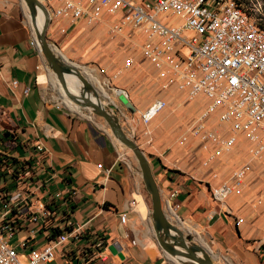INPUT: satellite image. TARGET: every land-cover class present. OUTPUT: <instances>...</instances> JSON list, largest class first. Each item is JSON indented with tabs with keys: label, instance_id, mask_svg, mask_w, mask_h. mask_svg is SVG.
Returning <instances> with one entry per match:
<instances>
[{
	"label": "crops",
	"instance_id": "obj_1",
	"mask_svg": "<svg viewBox=\"0 0 264 264\" xmlns=\"http://www.w3.org/2000/svg\"><path fill=\"white\" fill-rule=\"evenodd\" d=\"M25 8L22 0H0V129L13 133L16 147L8 152L14 156L24 157L20 146L23 142H40L48 150L45 172L40 175L42 200L57 209L55 223L62 228L85 227L78 243L64 247L65 252L74 254L72 258L67 260L57 253L50 264H169L168 260L180 264L166 255L155 239L150 196L139 167L107 131L78 113L84 108L76 104L78 109L70 108L55 87L50 69L32 44L36 25L31 24L28 10L26 21ZM115 19L116 16L105 13L98 23L87 25L84 21L53 18L47 39L56 43L70 33L73 41L82 37L93 44L91 38L100 37L116 45L102 47L104 55H110L111 49L118 55L115 59L108 56L97 69L103 77L109 76V83L112 81L111 96L103 87L99 90L94 85L99 83L92 72L96 68L88 69V74L82 71L84 67H77L98 97L107 100L102 105L119 115L139 108L127 94V87L121 86L125 70L135 66L137 75L145 73L149 77L142 80L148 93L143 110L159 99L166 101V107L148 125L149 136H136V143L149 158L162 201L168 199L169 193H176L171 200L175 212L167 216L184 234L198 233L204 237L214 264H264V204L255 202L264 198V159L252 158L251 145L238 136L237 144L242 142L241 145L236 144L231 152L205 166L208 150L188 132L207 101L196 98L201 106L188 111L192 101L184 93L175 88L161 89L154 66L140 51L145 36L134 33L130 44L134 52L127 55L115 44L123 45L124 40H112L107 34ZM34 40L39 48L36 37ZM59 55L66 60L63 54ZM128 58L133 59V64L124 68ZM50 80L64 102L50 89ZM191 116L194 118L186 123ZM209 124H216V117H211ZM182 132L179 140L186 138L183 148L192 139L199 144L197 151L184 153L176 148L173 138ZM166 148L171 151L164 156ZM239 168L246 169L242 193L231 195L219 207L211 200L210 190L229 181ZM121 214L127 215L125 225L119 221ZM19 237H24V233L15 239ZM41 237L37 239L40 241ZM102 243L100 248L95 245ZM109 246L121 257L112 255ZM92 253L96 257L89 261L87 256Z\"/></svg>",
	"mask_w": 264,
	"mask_h": 264
},
{
	"label": "built area",
	"instance_id": "obj_2",
	"mask_svg": "<svg viewBox=\"0 0 264 264\" xmlns=\"http://www.w3.org/2000/svg\"><path fill=\"white\" fill-rule=\"evenodd\" d=\"M39 1L50 19L93 25L105 13L116 16L107 29L112 40L142 33L141 54L154 66L161 89L175 88L190 101H207L188 132L208 150L205 166L231 152L238 136L251 145L252 158L264 159V11L253 15L246 6L256 2L261 8L258 0ZM32 44L36 47L34 38ZM132 64L128 58L124 68ZM165 107V100L154 101L140 114V122L148 126ZM211 117H216L213 126ZM14 142L12 132L0 129V264H50L57 253L70 260L74 254L64 247L78 243L85 227L62 228L55 223L57 209L42 200L40 175L50 153L40 142H23L25 155L17 157L8 152ZM185 142V136L179 140ZM245 176L246 169L239 168L229 181L213 187V203L223 207L228 197L240 195ZM175 195L171 192L163 201L166 213L175 212ZM119 221L125 225L127 215L121 214ZM20 233L24 237L15 239ZM87 257L93 261L96 256Z\"/></svg>",
	"mask_w": 264,
	"mask_h": 264
},
{
	"label": "water",
	"instance_id": "obj_3",
	"mask_svg": "<svg viewBox=\"0 0 264 264\" xmlns=\"http://www.w3.org/2000/svg\"><path fill=\"white\" fill-rule=\"evenodd\" d=\"M22 1L29 12L32 23H35L37 10H40L42 13V26L35 33L39 42V52L43 56L47 67L56 75L61 83H63L64 76L70 74L75 75L82 85L79 97L70 95V99L82 108H91L95 116L105 121L113 137L133 153L138 163L145 189L150 196L152 229L161 250L168 256L183 259L185 264H214L207 252L200 246L191 243L163 211L159 187L148 158L138 145L125 134L117 116L107 111L100 103L96 91L87 79L81 75L80 71L71 64H68L49 44L47 31L51 19L44 5L39 0ZM90 96H93L96 102L91 101ZM108 251L112 255L121 257V254L117 253L113 246H109Z\"/></svg>",
	"mask_w": 264,
	"mask_h": 264
},
{
	"label": "rangeland",
	"instance_id": "obj_4",
	"mask_svg": "<svg viewBox=\"0 0 264 264\" xmlns=\"http://www.w3.org/2000/svg\"><path fill=\"white\" fill-rule=\"evenodd\" d=\"M258 3L261 6V8L258 7L256 2H253L254 6L253 5H246L247 8L249 9V11L253 15H258L259 11H264V0H258ZM25 13H26V21H27V9L26 8H25ZM29 20L31 22L30 17H29ZM91 40L93 41V44L91 42L89 43V41H85L84 39H82V37L79 38V41H73L72 35L70 33H68L66 35H63L62 39L59 42L53 43L49 40H48V42L53 48L56 49V51L58 52L57 54H63L65 56L66 60H68L70 63H74V64L78 65L79 67H84V68L90 69V71L92 70V68L93 69L96 68V71H97V69L100 68V65L105 63L106 58L108 56L111 59H115V57L118 54H117L116 50L111 49V52L109 51L110 55H108V56H107V54L104 55V52L102 51V47H105V46L108 47L109 45H112V47L116 46V45L112 44L110 41H109L110 43H108V41H106L104 38H102L100 40V37L91 38ZM115 44H117V46H119L120 49H122L127 55L130 53L133 54V52H134V50H132V48H130V46H131L130 44H132L131 39L130 40H128V39L124 40L123 45L120 42H116ZM123 46H125V49H123ZM105 49H106V47H105ZM58 50L61 53H59ZM102 55H104V56H102ZM124 60H125V58H124ZM96 71L92 70L93 75L98 79L99 83L94 84V85L97 88H99V90H100V87H103L106 94L111 96L112 91L110 89H112L114 87V85H112V81H110V83H109V79L106 80V77H109V76L103 77L99 71H97V72ZM51 73H52V76L54 77V80H55L57 77L55 76V74L52 71H51ZM125 73H126V77L123 79L124 82L121 84V86L127 87L125 89L127 94L130 96L131 100L134 103H136V105L139 108H137V110H134L133 113H130L129 111L125 110V112L122 116V115H119L116 112L112 111L111 108H109V106L108 107L104 106V107L107 111H109L112 114H114L115 116H117L118 121H119L123 131L125 132V134L136 143L138 140L136 138V136H138V135L139 136L142 135V137H148L149 136V134L148 135L146 134V132L149 131L148 126H145L140 122V114L144 111L143 109L146 106V102H147L146 96L148 95L147 88L144 89V87H143V82L146 79H148L149 77L147 78L145 76V73L143 75H137V73L135 72V66H133L132 68H130L128 70H125ZM121 75H122V73H121ZM142 80H144V81H142ZM52 81L50 80V83H49L50 89H52L55 96H59V93L57 92V90L53 86ZM58 90L60 91V93H61L60 95L65 100L67 105L70 103L72 106H75V108L78 109V107L76 106L78 104L73 102L70 99V96L68 94H67V98L69 100L66 99L65 95L63 94V92H61L60 88H58ZM61 96H59V98L61 99V101L64 102V100L61 98ZM98 98H100V97H98ZM100 100H101V102H104V100L107 101L106 99L102 100L101 98H100ZM74 104H76V105H74ZM200 106H201L200 102L197 100L196 101L194 100L187 106V110L191 111L192 109L198 108ZM78 113L87 117V118H90L91 120H93L97 125L101 126L105 131H107L113 137V135L111 134V131L109 130L108 126L106 125L105 121L102 118L97 117L94 114L89 113V111L86 109H81ZM194 116H191L188 119V121H186V123L191 121L194 118ZM183 133L184 132L178 134L177 136H175L173 138V142L175 143L176 148L179 151H183L184 153H187L189 150H192V149L197 151V149H199V146H198L199 144L196 143L195 141L193 142L192 139L189 140V144L187 143L186 147L184 146L185 148H183L182 144H180L181 147L179 146V137H181L183 135ZM188 138L189 137H187V141H188ZM117 143H118V145H120L121 149L126 154V156H128L133 161V163L137 167H139L133 153L129 149H127L125 146L121 145L118 141H117ZM136 144L138 145V143H136ZM241 144H242V142H240L239 145H241ZM170 151H171L170 148H166L164 151V156L168 155L170 153ZM143 153H144V151H143ZM144 154L146 155V153H144ZM147 158H148V156H147ZM148 160H149V158H148ZM161 201H162V199H161ZM163 201H164V199H163ZM163 201H162V208H163V211L166 213L168 211L165 210ZM255 202H257V203L263 202V204H264V198L259 197V198H257V200ZM167 214L168 213H166V215ZM169 220L171 221V219H169ZM184 236L191 243H194V244L200 246L209 255V253H208L209 250H208V247L206 245V240L204 239V237L202 235H200L198 233H190L189 235L184 234ZM169 257H171V256H169ZM167 259H169V258L167 257ZM19 261L21 263H25L26 260L23 256L20 255ZM168 262H169V264H174L170 260H168Z\"/></svg>",
	"mask_w": 264,
	"mask_h": 264
},
{
	"label": "bare ground",
	"instance_id": "obj_5",
	"mask_svg": "<svg viewBox=\"0 0 264 264\" xmlns=\"http://www.w3.org/2000/svg\"><path fill=\"white\" fill-rule=\"evenodd\" d=\"M30 17V16H29ZM42 23H43V16H42V13L40 12V10H37V13H36V20H35V23H32L31 21V24L32 25H36L35 28H33L34 30V38L36 37V30H40L41 26H42ZM35 41V40H34ZM36 41L39 45V42H38V39L36 38ZM37 47V46H36ZM40 48V47H39ZM39 48L37 47V49L39 50ZM54 50V49H53ZM57 52V51H56ZM58 53V52H57ZM59 55V54H58ZM60 56V55H59ZM64 59V58H63ZM65 60V59H64ZM68 64H71L72 66L76 67L81 75L84 77L83 73L81 72L80 68L77 67V65H75L74 63H70L68 60H65ZM82 71L90 74L89 70L86 69V68H82ZM56 76V75H55ZM51 77L53 79V83L55 85V87L57 86L58 88H60L61 92H63V94L65 95V97H67V94L70 96H73V97H79V94H80V91H81V83L80 81L77 79V77L75 75H65L64 76V80H63V83L60 82V80H58L57 78L54 80V77L52 76L51 74ZM66 77H68V79H66ZM71 78V79H70ZM85 78V77H84ZM70 89H68L69 87ZM105 94V92H104ZM90 99L91 101L93 102H96L95 101V98L93 96H90ZM101 103V101H100ZM102 104V103H101ZM75 105V104H74ZM68 106L72 109H76L75 106H72L70 103L68 104ZM85 109V108H84ZM86 110L89 111V113L93 114L92 112V109L91 108H87ZM170 212H173V211H170ZM173 260H175V262L177 263H180V264H185L184 260L183 259H178V258H175V257H171Z\"/></svg>",
	"mask_w": 264,
	"mask_h": 264
},
{
	"label": "trees",
	"instance_id": "obj_6",
	"mask_svg": "<svg viewBox=\"0 0 264 264\" xmlns=\"http://www.w3.org/2000/svg\"><path fill=\"white\" fill-rule=\"evenodd\" d=\"M95 245H97L98 248H100V247L104 246V243H102V244H95Z\"/></svg>",
	"mask_w": 264,
	"mask_h": 264
}]
</instances>
